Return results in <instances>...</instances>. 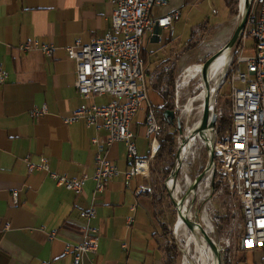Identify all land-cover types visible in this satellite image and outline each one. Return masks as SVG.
<instances>
[{
    "label": "crops",
    "instance_id": "1",
    "mask_svg": "<svg viewBox=\"0 0 264 264\" xmlns=\"http://www.w3.org/2000/svg\"><path fill=\"white\" fill-rule=\"evenodd\" d=\"M162 1L165 6L155 8V15L177 10L180 18L171 31L159 29L161 40L160 31L173 35L193 0ZM111 11L107 0H0V63L7 73L0 86V264H73L74 254H65L64 246L81 242L84 220L80 213L89 208L93 196L95 216L90 226L101 230L102 237L97 253L87 254L81 264H166L170 247L153 213L146 185L149 177L126 179L123 173L131 160L123 144H114L108 158L119 175L108 179L104 190L94 195L96 150L91 140L98 137L105 145L106 133L88 128L83 120L64 123L82 106L110 100L108 96L84 99L78 94L75 63L65 48L103 37ZM29 41L53 45V55L20 50ZM146 62L147 73L155 74L149 70L148 56ZM161 95L159 106L167 102ZM42 106L46 114L31 117L32 109ZM140 111L131 123L134 135L144 125L145 111L142 117ZM136 147L140 158L148 157V143ZM42 157L51 172L86 177L83 192L75 195L57 186L44 170L29 171L25 159L38 163ZM258 250H248L253 264H264V248L260 254ZM243 251H236L233 264L246 261L241 258Z\"/></svg>",
    "mask_w": 264,
    "mask_h": 264
},
{
    "label": "built area",
    "instance_id": "2",
    "mask_svg": "<svg viewBox=\"0 0 264 264\" xmlns=\"http://www.w3.org/2000/svg\"><path fill=\"white\" fill-rule=\"evenodd\" d=\"M107 2L112 11L106 34L87 44L78 42L65 48L68 58L75 63L74 87L78 94L84 99L104 96L110 98L104 105L82 106L64 119L66 124L83 120L88 128L106 133L105 145L98 137L91 140L96 150L92 176L94 195L104 190L108 179L119 175L117 167L108 158V151L114 144H123L127 157L131 160L129 168L123 173L126 179L149 177L151 161L159 148L158 136L162 127L149 99L154 74L147 73L142 51L154 37L155 26L171 31L174 22L180 18L177 10L155 15V8L165 6L162 0ZM157 39L161 40L159 33ZM249 39L253 41L252 50L249 56H245L246 42ZM20 50H39L51 57L54 46L29 41L21 45ZM243 64L245 72L241 69ZM6 80L7 73L0 63V86ZM178 82L176 80L174 103L183 114L184 105L180 104L178 98ZM226 84L230 89L231 127L223 134H218L219 121L224 114L215 100L213 108L210 110L209 107V122L215 115V125L203 132L207 135L206 146L209 153L213 152V163L208 173L209 178L203 177L198 183V191H203L206 187L209 192H214V178L217 175L219 187L216 192L222 193L225 190L239 204V249H261L264 248V0H250V11L244 29L235 45L228 49L227 62L218 77L217 97ZM144 105L146 138L150 140L149 155L145 159L138 157L135 135L131 130L133 119ZM46 112L45 106L34 107L31 117L38 118ZM25 162L29 171L47 172L57 186H62L75 195L83 192L86 177L76 179L51 172L47 159L43 157L38 163H32L27 158ZM17 197V192H13L12 198L17 200ZM94 202L95 196L91 198L89 208L80 213L84 220L81 242L75 245L66 243L64 246L65 254H74L73 264H81L87 254L97 253L102 232L90 226V221L95 216ZM128 220L132 223L133 217ZM229 237L226 238L228 247L235 250L233 239Z\"/></svg>",
    "mask_w": 264,
    "mask_h": 264
},
{
    "label": "rangeland",
    "instance_id": "3",
    "mask_svg": "<svg viewBox=\"0 0 264 264\" xmlns=\"http://www.w3.org/2000/svg\"><path fill=\"white\" fill-rule=\"evenodd\" d=\"M191 4V7L185 10L183 17L177 23L173 35L170 32L160 31L162 40L159 43L146 44L149 70L155 73L153 76L154 84L150 92V100L154 105L159 106L163 102L161 93L167 92L168 96L165 98L166 103L173 106V111H176L177 115L181 118V126L184 130V133L182 135L179 134L177 137L175 156H166L162 163L152 159L150 174L146 185L150 190L149 193L155 198L153 199L155 201L153 204V213L156 220L165 224L169 229V234L164 235L165 244L171 246V243L174 242L178 247L179 255L177 264H183L184 256L188 259L187 264L198 263L194 259L196 254L195 247L193 245L190 246L188 251L184 236L181 233L174 235L173 225L177 219L178 212L177 206L175 205L176 201L172 197L174 190L168 186V182L171 179L174 180L175 184H180V197L188 200V209L194 214L192 220L202 226L214 243L219 252L220 264H233L235 262V253L239 249V204L234 196L229 195L225 190L222 193H217L216 191L209 192L208 188L205 187L203 191H198L199 184L196 185L194 191L190 190V186L196 177L203 174L202 178H205L209 173L211 168L209 164L212 155L209 153V148L203 144V140L198 138L192 149V153L187 154L183 161L179 159L181 153L180 145L184 143V140L187 141L188 137L192 134L187 129L192 128L200 120L202 114L197 110L200 103L196 101L194 103V109L190 113L189 120L187 121L183 114L175 107L174 100L177 91L175 86L176 80L177 82L179 80L178 98L181 105L186 104L188 99L199 95L203 90L202 87H204V84L201 73L185 83L180 80V76L187 67L195 64H204L207 59L219 50H222L228 43L236 26L240 22L238 19V2L236 4L235 0H193ZM195 25L200 26L192 31ZM252 44L253 41L250 39L246 42L245 56L251 54ZM241 69L245 72L244 64L241 66ZM172 70L174 75L173 90L168 87V73ZM156 73L161 76L159 80L156 77ZM211 85L212 82L209 81V87ZM229 93V85L226 84L222 86L220 95L218 97L216 96L217 105L225 116H229L230 114ZM145 109L146 107L144 105L140 111L141 117ZM139 128L138 135L135 134L136 144L139 146L140 144L146 145L148 143L150 146V140L145 138L146 128L144 125L139 126ZM138 157L142 156L139 155ZM185 165L187 166L189 182L184 179L185 172L183 167ZM166 170H170V174L164 179V172ZM208 178L209 176H207ZM203 214H207L210 219L212 224L210 231L205 227L202 217ZM224 217L228 219H224ZM187 230L191 233V230ZM192 231H196L197 236L201 235L197 228ZM227 237L233 239L236 246L235 250L228 247ZM257 252L260 254L263 250L259 249ZM241 258H246V261H242L241 264H253L251 251H243ZM215 264H217V261Z\"/></svg>",
    "mask_w": 264,
    "mask_h": 264
},
{
    "label": "bare ground",
    "instance_id": "4",
    "mask_svg": "<svg viewBox=\"0 0 264 264\" xmlns=\"http://www.w3.org/2000/svg\"><path fill=\"white\" fill-rule=\"evenodd\" d=\"M238 10H239L238 19L241 20L242 16L245 13V0H240ZM227 59H228V49L223 47L221 53L215 58V60L213 61V63L211 64V66L208 70V75H209L208 81L212 82V85L210 86L209 92H208V96L210 95V106H209L210 110L213 108V106L215 104L216 89H217V85H218V77L222 74V71H223V68L227 62ZM201 72H202V65L201 64H195L193 66H189L183 71V74L181 75L180 80L185 83V82L190 81L191 79L195 78ZM202 88H203V90L201 91V93L199 95L188 99L186 104H184V106H183L184 108H183L182 113H183V116L186 118L187 121L189 120L190 113L194 109V103L196 101H198L200 103V106H199V108H197V110L199 111L200 114H202L203 101H204L205 96L207 95L204 87H202ZM199 122H200V120H198L193 125L192 128H188L187 131L190 133L193 132V130L198 128ZM207 134H209L208 131H207ZM198 138L203 140L202 141L203 144L207 145L206 133H203L202 136H198V137L197 136L196 137H192V136L188 137L187 141H185V143L180 145L181 153L179 155L180 156L179 159L181 161H183V159L186 158L187 154L192 153V149L195 146L196 140ZM183 168H184L183 170L185 172L184 179L187 182H189L187 166L185 165V167H183ZM206 176H208V174ZM168 186L170 187V189L174 190L173 197L176 200V202H181L182 198L180 197V192H181L180 184H175L174 180L171 179L168 182ZM187 202H188V200L186 199L182 205L180 203V211L182 212V214L186 218H193L192 212L188 209L189 207H188ZM202 217H203V221L205 223L206 229L208 231H210L212 229V224L210 222L208 215L203 214ZM173 226H174L173 230H174L175 235H179L181 233L184 236V239L186 241V248L188 251L190 249V246L193 245L195 247L196 254L194 256V259L196 260V262L198 264H215L216 258L213 254V251L211 250L209 245L206 243V241L202 235L197 236L196 231H191V233H189L181 218H178L175 221ZM187 262H188V259L186 256H184L183 264H187Z\"/></svg>",
    "mask_w": 264,
    "mask_h": 264
},
{
    "label": "water",
    "instance_id": "5",
    "mask_svg": "<svg viewBox=\"0 0 264 264\" xmlns=\"http://www.w3.org/2000/svg\"><path fill=\"white\" fill-rule=\"evenodd\" d=\"M240 4V0H238V7ZM250 11V0H245V13L242 16L239 24L236 26L231 38L229 39L228 43L224 46V48L226 49H231L236 41L238 40V37L241 33V31L244 29V26L246 24L247 21V17ZM154 37L151 39L152 42H158V33H159V28L157 26L154 27ZM222 50H219L216 54L212 55L209 59H207L204 64H202V72H201V78L204 84V89L205 92L207 93V95L204 98L203 101V110H202V115L200 118V122H199V126L198 128H196L195 130H193L192 134L190 136L192 137H196L197 135L202 136L203 132L208 129V128H213L215 125V121H216V117L215 115H213L211 117V120L209 122V102H210V95L208 96V92H209V75H208V70L211 66V64L213 63V61L215 60V58L221 53ZM164 116L166 118H169L171 121H173L174 118V111L172 110H166L164 112ZM177 127L179 130V134L182 135L184 133V130L182 129V126L180 124V121L177 122ZM189 136V137H190ZM185 142V140L183 141ZM180 153V152H179ZM211 160H210V164L209 167L212 165L213 163V152H211ZM203 174L199 175L198 177H196V179L193 181V183L190 186V190H195L196 185L200 182L201 178H202ZM173 197V196H172ZM174 199V197H173ZM175 200V199H174ZM173 200V201H174ZM186 198H182L181 202H176L175 205L177 206V219L181 218L182 221L184 222L185 226L187 229L189 230H196V228L199 230V232L201 233V235L204 237L206 243L209 245V247L211 248V250L213 251V254L216 258L217 264H220V257H219V252L217 251L214 243L212 242V240L209 238V236L207 235V233L205 232V230L202 228V226L199 223H195L192 218H186L182 212L180 211V203L181 205L185 202ZM176 201V200H175ZM196 215V214H195ZM194 216V214H193ZM176 219V220H177Z\"/></svg>",
    "mask_w": 264,
    "mask_h": 264
},
{
    "label": "trees",
    "instance_id": "6",
    "mask_svg": "<svg viewBox=\"0 0 264 264\" xmlns=\"http://www.w3.org/2000/svg\"><path fill=\"white\" fill-rule=\"evenodd\" d=\"M236 4L238 2V0H235ZM147 52L146 50L142 51V58L144 59L145 63L146 62V55ZM169 79H168V87L173 90V86H174V75H173V70L170 71L169 73ZM164 96L167 97L168 93L164 92ZM229 105H230V101H229ZM155 108V113L156 116L158 118V120L160 121L161 124V131L159 133L158 136V141H159V148L154 156V160L156 162L162 163L165 159L166 156H175L176 155V146H177V137L179 135V130L176 124L172 123L170 121L169 118H166L164 116V112L166 110H174L173 106L170 104H164L163 106H158V107H154ZM231 127V118L229 116H225L223 115L222 118L219 121V127H218V134H223L227 129H229ZM170 174V170H166L164 172V179H166ZM217 175H215L214 178V185H213V189L214 191H216L219 187V184L216 181ZM146 195H150L147 192H145ZM152 204H154V196H152ZM223 219V217H222ZM224 219H228L226 217H224ZM158 221V220H157ZM158 224L162 230V234L163 236L169 234V229L168 227L163 224L162 222L158 221ZM170 247L168 249V255L166 257V264H177L178 262V255H179V251H178V247L177 245L173 242L171 243V246H167Z\"/></svg>",
    "mask_w": 264,
    "mask_h": 264
},
{
    "label": "flooded vegetation",
    "instance_id": "7",
    "mask_svg": "<svg viewBox=\"0 0 264 264\" xmlns=\"http://www.w3.org/2000/svg\"><path fill=\"white\" fill-rule=\"evenodd\" d=\"M181 118L179 117V115H177L176 111H174V118H173V121H171L172 123L176 124L177 125V122L180 121V124H181Z\"/></svg>",
    "mask_w": 264,
    "mask_h": 264
}]
</instances>
